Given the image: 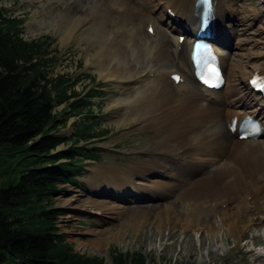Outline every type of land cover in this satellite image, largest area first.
I'll list each match as a JSON object with an SVG mask.
<instances>
[{
    "label": "bare ground",
    "instance_id": "6f19581e",
    "mask_svg": "<svg viewBox=\"0 0 264 264\" xmlns=\"http://www.w3.org/2000/svg\"><path fill=\"white\" fill-rule=\"evenodd\" d=\"M194 1L79 0L59 17L65 40L84 34L89 46L97 45L88 65L117 85L113 103L118 116L150 130L157 146H147V158L126 170L95 168L91 184L107 180L108 186L118 191L119 200L126 198L119 191L128 188L148 199L166 198L135 206L69 198L66 204L73 208L87 209L89 203L121 220L115 228L94 231L98 234L92 240L95 243H103V235L120 236L123 227H142L150 220L160 227L171 214L183 230H204L206 235L224 228L233 233L244 216L253 226L264 225V140H239L228 128L233 117L264 114V101L246 85L254 73L264 74V47L254 49V41L236 32L237 23L224 20L228 11L231 16L234 13L236 0H215L217 19L230 36L237 37L240 52L238 56L219 54L227 83L223 90L205 89L190 77L192 66L187 61L192 38L179 42V34L172 31L176 22L167 13L188 17L190 31L196 25L191 15ZM109 36L103 50L97 43ZM223 41L227 44L229 39ZM177 69L183 80L175 84L170 75ZM203 239L202 235V244ZM258 258L264 261V252Z\"/></svg>",
    "mask_w": 264,
    "mask_h": 264
},
{
    "label": "rangeland",
    "instance_id": "374dc122",
    "mask_svg": "<svg viewBox=\"0 0 264 264\" xmlns=\"http://www.w3.org/2000/svg\"><path fill=\"white\" fill-rule=\"evenodd\" d=\"M263 1L236 0L232 6L237 17L236 28H241L240 30L236 29V32L254 41L257 44L254 49L264 47ZM48 2H51L52 5H48ZM78 2L79 0H0V8H4L7 14H13L23 19L24 39L30 40L44 35L49 36L50 49L56 50L53 54L56 59L55 71L69 73L73 78L79 77L76 83V91L86 92L90 89L96 91L98 96L93 99V111L98 114L101 126L109 130L105 137L96 140L90 146L80 143L85 149L91 146L100 149L98 153L100 158L98 161L83 159L80 163L82 168L78 185L58 184L59 189L54 195L52 207L61 209L58 210L61 214L57 220L60 232L65 233L66 240L72 245L75 252L101 257L106 264H110V252L112 250L130 253L141 252L148 258L146 264H257L258 262V264H264V261L258 258L264 242V227L262 224L251 225L247 216L239 220L238 230L233 231V233L224 228L222 230L215 229L214 234L206 235L207 232L204 230L195 231L192 228L183 230L174 221L170 213L169 220L167 222L165 220L160 227L154 226L153 220H150L142 227H123L120 236L103 235V243L92 241L98 235L94 234V231L99 232L102 229L115 228L122 223L121 220L114 218L106 210L92 207L89 203L86 206L87 209L73 208L66 204L69 198L106 200L114 204H123L122 206L160 203L166 198L148 199L142 195H137V193H134L133 197H127V190L123 189L122 194L126 198L119 200L116 199L115 195L118 191L111 189L107 180L97 179L95 183L92 182L91 184L90 178L95 168L113 166L126 170L147 158V146H154V148L157 146L155 147L151 140L152 133L150 130L140 128L135 122H126L123 117L118 116L113 103L118 92L117 85L110 80L101 78L99 72L88 65V60H93V52L97 45L89 46L90 41L84 34H79L69 40L63 38V33L59 28V17L67 9L79 4ZM110 37L104 39L101 44L99 42L97 44L103 46L104 50ZM231 37L230 39L229 36L228 38L224 36L223 39H229L230 48H217L220 53L231 52L238 56L240 51L236 44L237 37L232 35ZM251 59L252 56H250ZM150 76L153 77L154 74L152 73ZM240 77L243 78L244 75L241 74ZM239 83L245 84L242 81ZM57 111H61L63 119L67 117L66 114H69L68 109L64 110V104L58 106ZM73 124L74 118L69 116L64 124L58 127L56 133L64 137L65 142H68V139L73 135ZM65 147L68 146L62 144L59 149ZM25 155V150L16 149L4 143L0 144V184L3 182L5 172H11L17 162L23 159ZM16 174L12 173L6 177V180L10 182ZM102 182H107V184H101ZM217 218L215 216L216 221ZM202 235L204 244L200 242ZM208 240L209 242H207ZM210 241L212 242L211 246L208 244ZM255 245L257 247H254Z\"/></svg>",
    "mask_w": 264,
    "mask_h": 264
},
{
    "label": "trees",
    "instance_id": "16d2710c",
    "mask_svg": "<svg viewBox=\"0 0 264 264\" xmlns=\"http://www.w3.org/2000/svg\"><path fill=\"white\" fill-rule=\"evenodd\" d=\"M23 22L0 8V144L26 152L0 184V264H106L74 251L52 207L58 184L77 186L83 159H99L94 147L80 145L109 133L93 111L98 95L76 91L79 77L56 72L49 36L24 39ZM62 104L74 118L68 142L56 133L67 119L57 111ZM147 261L141 252H110V264Z\"/></svg>",
    "mask_w": 264,
    "mask_h": 264
},
{
    "label": "water",
    "instance_id": "95a60500",
    "mask_svg": "<svg viewBox=\"0 0 264 264\" xmlns=\"http://www.w3.org/2000/svg\"><path fill=\"white\" fill-rule=\"evenodd\" d=\"M54 209L59 210L60 208H54ZM60 210H61V209H60Z\"/></svg>",
    "mask_w": 264,
    "mask_h": 264
}]
</instances>
